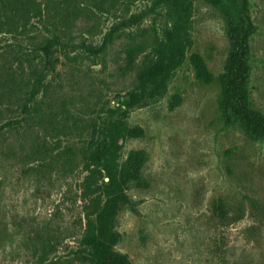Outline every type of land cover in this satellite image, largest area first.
<instances>
[{"label": "rangeland", "instance_id": "374dc122", "mask_svg": "<svg viewBox=\"0 0 264 264\" xmlns=\"http://www.w3.org/2000/svg\"><path fill=\"white\" fill-rule=\"evenodd\" d=\"M181 2L183 63L160 96L126 110L142 134L119 161H144L114 248L132 264H264V132L219 110L240 0ZM246 15L248 107L264 116V0H247ZM174 20L172 0H0V264H90L84 211L107 182L92 157Z\"/></svg>", "mask_w": 264, "mask_h": 264}, {"label": "trees", "instance_id": "16d2710c", "mask_svg": "<svg viewBox=\"0 0 264 264\" xmlns=\"http://www.w3.org/2000/svg\"><path fill=\"white\" fill-rule=\"evenodd\" d=\"M29 2V0H27ZM211 6H217L221 0H203ZM175 20L171 29L166 31L165 40L155 51L143 59L138 69L135 85L128 92L125 110L117 117L105 132V143L93 155V167L103 171L107 178L105 197L96 201L91 211H84V228L81 237L83 247L89 252L86 260L90 264H132L128 256L114 248L117 233L114 222L121 204L125 200V185L137 180L144 161L143 152H130L123 162L118 153L123 142L132 136L142 134L139 127H129L126 122L127 111L146 105L166 89L174 70L184 61V43L182 38L188 35L186 7L181 0H172ZM237 17L230 18L228 35L231 51L227 57L226 71L221 78L219 110L228 123L231 113L238 116L248 128L264 132V116L248 107L247 74L245 53L251 23L247 13V0H240ZM54 42L50 40L46 49ZM193 64L198 77L206 80L208 72L202 60L196 56ZM38 86H33L29 96L33 98ZM127 110V111H126Z\"/></svg>", "mask_w": 264, "mask_h": 264}]
</instances>
